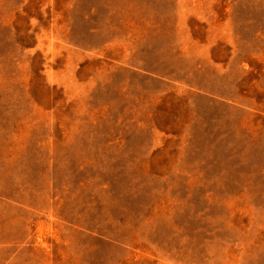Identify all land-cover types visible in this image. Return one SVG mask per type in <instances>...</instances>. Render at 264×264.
Listing matches in <instances>:
<instances>
[{"label":"rangeland","instance_id":"374dc122","mask_svg":"<svg viewBox=\"0 0 264 264\" xmlns=\"http://www.w3.org/2000/svg\"><path fill=\"white\" fill-rule=\"evenodd\" d=\"M0 264H264V0H0Z\"/></svg>","mask_w":264,"mask_h":264}]
</instances>
